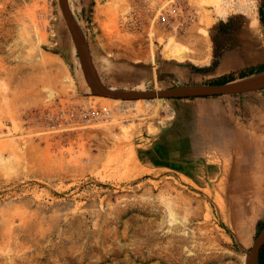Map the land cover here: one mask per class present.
Returning a JSON list of instances; mask_svg holds the SVG:
<instances>
[{
	"label": "rangeland",
	"instance_id": "1",
	"mask_svg": "<svg viewBox=\"0 0 264 264\" xmlns=\"http://www.w3.org/2000/svg\"><path fill=\"white\" fill-rule=\"evenodd\" d=\"M237 1L222 3L224 15L197 0H67V8L104 87L155 91L264 71V0ZM168 39L186 56L166 57ZM80 63L59 0H0V145L14 141L0 149V264H245L264 227V88L225 97L222 117L236 122L241 149L200 150L216 176L192 185L136 155L174 120L178 100L155 99L157 115L136 117L121 102L111 121ZM63 110L57 132L49 114L57 121ZM47 147L54 154L44 159Z\"/></svg>",
	"mask_w": 264,
	"mask_h": 264
},
{
	"label": "crops",
	"instance_id": "2",
	"mask_svg": "<svg viewBox=\"0 0 264 264\" xmlns=\"http://www.w3.org/2000/svg\"><path fill=\"white\" fill-rule=\"evenodd\" d=\"M226 96L230 95L177 99L174 120L136 149L141 164L193 182L216 176L217 164L203 158L200 150L219 145L233 154L241 149L239 145L243 141L236 122L222 117L229 113ZM241 175L245 177L241 179L242 187L246 188L250 176L246 172Z\"/></svg>",
	"mask_w": 264,
	"mask_h": 264
},
{
	"label": "bare ground",
	"instance_id": "3",
	"mask_svg": "<svg viewBox=\"0 0 264 264\" xmlns=\"http://www.w3.org/2000/svg\"><path fill=\"white\" fill-rule=\"evenodd\" d=\"M200 1H202V4L203 3H205L206 4V8L207 9H210V7H212V8H214V10L217 12V13H219L220 15H224V14H226V12H227V10L226 9H224L223 7H222V3L224 2L225 3V1H227V0H200ZM200 1H198L197 0V2H200ZM238 1H240V0H238ZM237 1V2H238ZM242 2V1H241ZM241 2H239L238 4L239 5H241L242 3ZM43 3H44V1H43ZM46 3L47 2H45V5H46ZM98 3V2H97ZM201 4V3H200ZM202 4H201V6H202ZM230 4V3H229ZM228 4V5H229ZM231 5V4H230ZM68 6V5H67ZM198 6H199V4H198ZM201 6H199V7H201ZM243 6V5H242ZM41 7V6H40ZM101 7V6H100ZM108 7H110L109 5H108ZM112 7V6H111ZM234 7V6H233ZM240 7V6H239ZM42 8V7H41ZM45 8V7H44ZM69 8V7H68ZM67 8V9H68ZM104 8V7H103ZM102 8V9H103ZM236 8H237V6H236ZM40 9V8H39ZM102 9H101V11H102ZM106 9V8H105ZM229 9V8H228ZM44 10V9H43ZM108 10V9H107ZM29 11V10H28ZM34 11V10H33ZM45 11H46V9H45ZM99 11H100V9H99ZM207 11V10H206ZM36 12V11H35ZM105 13H107L106 12V10L104 11ZM159 12V11H158ZM207 12H210V11H207ZM31 13V12H30ZM37 13V12H36ZM63 13H64V16H65V18H66V20H67V25H68V27H69V29H70V31H71V33L73 34V39H74V41H76V42H74V44H75V47H76V49H77V51L79 52V55H80V61H81V63H80V65H82V68H83V72H84V75H85V77L88 79V81H89V83H91L92 82V79H95V80H97V75H96V73L94 72V69H93V67H92V65H88L89 64V61L87 60L88 59V54L86 53V51H85V46H84V37H83V34H81L80 32V30H79V27L75 24V22H74V20L70 17L71 15V13L69 14V12L67 11V10H65V12H64V10H63ZM103 13V12H102ZM204 13H205V11H204ZM34 13H32V15H33ZM37 14H39V13H37ZM104 14V13H103ZM108 14V13H107ZM201 14H202V12H201ZM208 14V13H207ZM29 15V14H28ZM31 15V14H30ZM29 15V16H30ZM100 15H102V14H100ZM105 15V14H104ZM39 16V15H38ZM34 17H35V15H34ZM46 16H44V17H42V18H45ZM154 17V16H153ZM38 18V17H37ZM109 18V17H108ZM112 18V20H113V17H111ZM209 19H210V17H208ZM29 19H31V18H29ZM107 19V18H106ZM38 20V19H37ZM44 20H46V19H44ZM73 20V21H72ZM205 20V19H204ZM39 21V20H38ZM38 21H36V23L35 24H37V22ZM40 21H42L41 20V18H40ZM155 21V20H154ZM32 22V21H31ZM44 22V21H43ZM39 23V22H38ZM106 23H110V21L108 22H106ZM112 23V22H111ZM113 23H114V20H113ZM42 24V23H41ZM34 25V24H33ZM40 26H42V25H40ZM112 26H114V25H111V27ZM43 27H46V26H43ZM107 27V24H106V26H105V28ZM110 27V28H111ZM114 27H116V26H114ZM114 27H112V28H114ZM41 28V27H40ZM108 29H106V31L107 30H109V27H107ZM112 28H111V31H113L112 30ZM115 30L116 29H118V28H114ZM201 29V28H200ZM38 30H39V28H38ZM42 30H43V28H42ZM40 31V30H39ZM201 31V30H200ZM43 31H41V33H42ZM151 32V31H150ZM107 33V32H106ZM115 33H117V31H115ZM38 34H40V32L38 33ZM43 34V33H42ZM205 34H207V33H205ZM38 37H41V35L40 36H38ZM171 37V36H170ZM41 39V38H40ZM40 39L38 40V41H40ZM76 39V40H75ZM160 38L158 37V41L160 42V40H159ZM37 40V39H36ZM163 40V39H162ZM33 42V41H32ZM151 43V42H150ZM37 45H38V43H37ZM181 46H182V44H181ZM179 44H178V42H176L175 40H173V39H168V41L164 44V46H163V52H164V55L166 56V57H168V58H170V59H173V60H180V59H182L184 56H186V52H185V50L187 51V49H183L182 47H181ZM190 51V50H189ZM188 52V51H187ZM150 54H151V51H150ZM152 55V54H151ZM185 59V58H184ZM70 81V80H69ZM43 88V87H42ZM45 89H47V87L45 88ZM112 91H114V90H112ZM150 91H152V90H150ZM47 92H48V94L49 95H52V91L51 90H49V89H47ZM95 99L96 100H98L99 101V103H101L102 104V108H103V110H104V112H102V113H104V117H106V116H110L109 118L111 119V121H117L118 120V118L113 114L115 111L114 110H116V112H118V111H124V106H122V103L121 102H125V103H127L126 104V108L127 109H131V111L130 112H134L133 114L134 115H131L132 117H136V116H139V115H141V113L142 114H147V113H151V114H153V115H157L158 114V110H159V107H157L156 105H155V107H153V103H151L153 100H147V99H138V100H134V101H121L120 99H112V98H110V97H105V96H101V95H97L96 97H95ZM48 100V99H47ZM157 102V101H156ZM128 103H130V104H128ZM50 104V103H49ZM100 104V105H101ZM42 106V105H41ZM71 106V105H70ZM84 107L83 108H85V111L83 112L85 115H88L89 113H90V111H89V109H87L88 107L87 106H85V105H83ZM115 106H117V107H115ZM57 107V106H56ZM92 107H93V105H92ZM95 107V106H94ZM101 108V107H100ZM100 108H99V110H100ZM61 110V109H60ZM57 112V111H56ZM115 112V113H116ZM69 113L70 112H67V114L69 115ZM83 113H81V116H82V114ZM97 113V112H96ZM76 114V113H75ZM101 114V113H100ZM150 114V115H151ZM50 115H52V116H50ZM66 115V111H64L63 110V114H58L57 116H56V118L55 119H57V121H55L54 120V115H53V113H51V114H49V122L52 124V128L53 129H55V131H57V132H59V131H61L60 129L63 127V125H64V120H66L67 121V119H68V117H67V115ZM96 115V114H95ZM148 115V114H147ZM78 116V115H77ZM80 116V117H81ZM129 116V115H128ZM70 117V116H69ZM83 117V116H82ZM81 117V118H82ZM86 117V116H85ZM147 117V116H146ZM46 118V117H45ZM78 118V117H77ZM121 118V117H120ZM80 119V118H79ZM78 119V120H79ZM86 119V118H85ZM132 119V118H131ZM141 119V118H140ZM76 120V119H75ZM89 121V120H88ZM83 122H85V124L83 123ZM83 122H81V124H78L79 123V121L77 122V123H72V124H75L74 126H76L77 125V127H80V129H82V128H84V127H87V121H83ZM92 122V121H91ZM16 124H17V122H15ZM14 123V124H15ZM89 123V122H88ZM57 124V126H55ZM58 124H59V126H58ZM69 124V123H68ZM98 124V123H97ZM90 125V124H89ZM72 126V125H71ZM96 126V125H95ZM120 126V125H119ZM131 126V125H130ZM1 127H2V125H1ZM0 127V128H1ZM76 127V128H77ZM90 127V126H89ZM91 127H93L92 125H91ZM15 128V127H14ZM1 129H3V128H1ZM51 129V128H50ZM53 129H51L52 131H53ZM122 129V128H121ZM127 129H129V128H127ZM15 130H16V128H15ZM50 130V131H51ZM65 130V129H64ZM68 130V129H67ZM152 131H154V129L152 130ZM155 132V131H154ZM22 133V132H21ZM43 133V132H42ZM46 133V132H45ZM44 133V134H45ZM47 133H49L48 131H47ZM151 133V132H150ZM38 134V133H37ZM10 135V134H9ZM18 135V134H17ZM21 135V134H20ZM33 135H34V133H33ZM120 135V134H119ZM123 135L124 136H128V133H127V131L126 130H124L123 131ZM2 136V135H1ZM14 135H13V133H12V137H13ZM26 136V135H25ZM29 136H30V134H29ZM35 136V135H34ZM120 136H122V135H120ZM8 137V136H7ZM19 137V136H18ZM18 137H16V139H19ZM24 137V136H23ZM27 137H28V134H27ZM31 137V136H30ZM38 137V136H37ZM45 137V139H47L46 138V136H44ZM25 138V137H24ZM115 138V137H114ZM2 139H3V137H2ZM7 139V138H6ZM10 140L8 141V142H10L11 140H14V139H11V138H9ZM4 140H5V138H4ZM19 140H23V139H19ZM0 141L2 142V140L0 139ZM16 141V140H15ZM28 141L30 142V144H31V141L28 139ZM40 141V140H39ZM18 142H20V141H18ZM36 142V141H35ZM43 143L45 142V140H43L42 141ZM81 142V141H80ZM12 143H14V141H12ZM11 143V144H12ZM24 143V142H23ZM22 143V144H23ZM27 142L25 141V144H26ZM1 144V143H0ZM3 144V143H2ZM8 144L9 143H6L5 145H7L8 146ZM9 145L8 147L6 146L5 147V145H3V147H2V145H0V149H10V146L12 147V149H13V144L12 145ZM19 144V143H18ZM18 144H17V146H18ZM44 144H46V143H44ZM35 145H37L36 143H35ZM47 145V144H46ZM48 145H49V143H48ZM50 145H52V143H51V141H50ZM16 146V145H15ZM34 146V144H31V147H33ZM2 147V148H1ZM5 147V148H4ZM21 147H23L24 149H26L25 148V146L24 145H21ZM39 146L37 145V148H38ZM44 147V146H43ZM46 147V146H45ZM9 150V153L12 151V152H15V153H17L18 152V150H17V152H16V149H15V151H13V150ZM27 149H29V146H27ZM26 149V153H32V151H34V153H35V150H33L34 148H31V150L32 151H28ZM36 149V148H35ZM45 149V148H44ZM44 149H42V150H44ZM46 150V149H45ZM45 150H44V154H46V156L43 154V156H45V158L44 157H42V155H40V157H42V159L44 158V159H46V157H51L53 154H54V151H53V153H52V155L51 154H49V155H47L48 153H49V150H48V147H47V150H48V152L46 153L45 152ZM59 151H60V148L58 149ZM57 150V151H58ZM58 151V152H59ZM4 152H6V151H4ZM11 152V154H8V155H10V156H12V153ZM37 152V151H36ZM40 152V151H39ZM38 152V153H39ZM60 153V152H59ZM20 154H22L21 152H18L17 154H14L13 155V157L14 156H20ZM37 154V153H36ZM39 154H41V153H39ZM38 154V155H39ZM7 155V156H8ZM10 156H8L7 158L9 159V157ZM30 156H31V154H30ZM35 157L36 156H32V158H34L35 159ZM53 157V156H52ZM56 157V156H55ZM2 158V157H1ZM0 158V159H1ZM17 158H19V157H15L14 159H17ZM21 158H23L24 159V157H21ZM20 158V159H21ZM26 158V157H25ZM11 159H13V158H11ZM20 159H18V160H20ZM37 159V158H36ZM41 159V158H40ZM133 159H135V158H133ZM28 160V159H27ZM2 160H0V162H1ZM68 171H70V170H68ZM185 180H188V182H190V184H192V185H194V182L192 181V180H190V179H188V178H186V177H183ZM260 190V188L257 190V192H258V196H259V191ZM186 201H187V199H186ZM258 203H259V200H258V198H257V201H256V203H255V205L253 206V208H252V211H253V213H255V212H257V208H258ZM251 217V216H250ZM249 220V219H248ZM252 219H250V221H251ZM249 221V222H250ZM243 222V221H242ZM240 227V226H239ZM243 228H244V226H243ZM247 260H248V256H246L245 258H244V263L246 264L247 263Z\"/></svg>",
	"mask_w": 264,
	"mask_h": 264
},
{
	"label": "water",
	"instance_id": "4",
	"mask_svg": "<svg viewBox=\"0 0 264 264\" xmlns=\"http://www.w3.org/2000/svg\"><path fill=\"white\" fill-rule=\"evenodd\" d=\"M59 3L62 8V11L63 10L64 12L65 10L68 11L67 0H59ZM80 33L82 34V32ZM71 36L72 38H74L72 33ZM83 43L85 46V51L88 54V59H87L89 61L88 65H91L90 64L91 60L89 57L85 39ZM90 85L97 95L125 100V101H134L138 99L155 100V99H180V98H196V97H206V96H221V95H233V94H239L253 90L263 89L264 71H259L257 73L246 76L242 79L229 81L220 85L193 84V85H185V86H179V87H173L169 89L155 90V91H112L104 87L100 83L98 77L97 80L92 79ZM263 244H264V227L260 235L258 236L257 240L255 241L253 248L247 255L248 260L246 264H258L259 252Z\"/></svg>",
	"mask_w": 264,
	"mask_h": 264
},
{
	"label": "trees",
	"instance_id": "5",
	"mask_svg": "<svg viewBox=\"0 0 264 264\" xmlns=\"http://www.w3.org/2000/svg\"><path fill=\"white\" fill-rule=\"evenodd\" d=\"M226 82H223V83H213L214 85H220V84H224ZM263 259H264V244L263 246L261 247V250H260V254H259V264H264L263 262Z\"/></svg>",
	"mask_w": 264,
	"mask_h": 264
}]
</instances>
